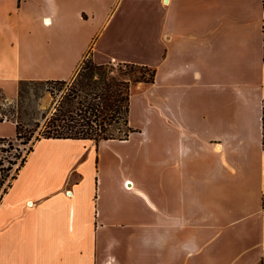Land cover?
Instances as JSON below:
<instances>
[{
  "label": "crops",
  "instance_id": "0c3cea01",
  "mask_svg": "<svg viewBox=\"0 0 264 264\" xmlns=\"http://www.w3.org/2000/svg\"><path fill=\"white\" fill-rule=\"evenodd\" d=\"M90 50L156 69L130 106L147 96L164 137L147 174L106 149L138 132L37 141L0 189V264H264V0H0L7 101Z\"/></svg>",
  "mask_w": 264,
  "mask_h": 264
},
{
  "label": "trees",
  "instance_id": "16d2710c",
  "mask_svg": "<svg viewBox=\"0 0 264 264\" xmlns=\"http://www.w3.org/2000/svg\"><path fill=\"white\" fill-rule=\"evenodd\" d=\"M117 66L118 70L115 71L112 64L95 63L90 50L75 77L70 81H21L19 99L24 92V85L59 84L61 85L59 90L63 86L67 87L54 107V111L46 118L43 131L35 138L27 154L41 139L91 140L98 144L106 140H127L130 134L137 132L129 125L132 89L136 85L148 86L154 83L156 69L134 63H123ZM4 120L11 121L8 118H0V122ZM14 121L16 139L24 137L28 141L31 140L40 126L39 123L23 124L20 121ZM8 140L10 139H1L0 144ZM26 156L21 160L17 170L24 164ZM1 172L0 159V189L4 184ZM14 177L15 174L12 178Z\"/></svg>",
  "mask_w": 264,
  "mask_h": 264
},
{
  "label": "rangeland",
  "instance_id": "374dc122",
  "mask_svg": "<svg viewBox=\"0 0 264 264\" xmlns=\"http://www.w3.org/2000/svg\"><path fill=\"white\" fill-rule=\"evenodd\" d=\"M117 68L118 66H114L115 71L118 70ZM60 88L61 85L59 84L35 83L24 85V92L20 99L18 89L17 97L13 101H7V99H5L3 94L0 92V118H8L12 122L17 120L23 124H40L34 132L31 140L28 141L24 137L21 139L14 138L1 144V178L4 183L2 188L15 174L21 160L26 156L27 152L32 147V144L35 142V138L43 131V124L45 123L46 118L54 111V107L56 106L58 100L67 89L66 86H63L62 89L59 90ZM135 91L136 90L134 89V92ZM17 99H19L18 103ZM148 102V97L144 94L134 93L129 115L134 129L136 128L137 132L140 134L135 136L129 144H114L106 147L108 150L115 151L123 155L126 162H128V159L133 157L134 154H139L143 174H147L149 171V164H147L145 160V158H147V154L155 152V149H153L154 142L151 138L164 137L161 130L162 122H160V120L165 119V116L152 114L150 111L147 112L146 109L149 105ZM162 128L164 131L165 127L162 126ZM177 151L178 146L174 148V152L177 153ZM153 158L160 160V157L157 156H153Z\"/></svg>",
  "mask_w": 264,
  "mask_h": 264
},
{
  "label": "built area",
  "instance_id": "2783aa9c",
  "mask_svg": "<svg viewBox=\"0 0 264 264\" xmlns=\"http://www.w3.org/2000/svg\"><path fill=\"white\" fill-rule=\"evenodd\" d=\"M112 65H113V66H117V64H116V63H113Z\"/></svg>",
  "mask_w": 264,
  "mask_h": 264
}]
</instances>
